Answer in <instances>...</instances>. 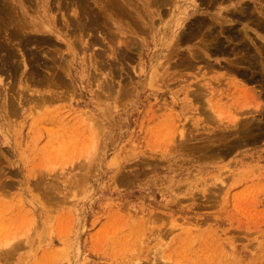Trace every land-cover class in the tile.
Listing matches in <instances>:
<instances>
[{
	"label": "rangeland",
	"instance_id": "obj_1",
	"mask_svg": "<svg viewBox=\"0 0 264 264\" xmlns=\"http://www.w3.org/2000/svg\"><path fill=\"white\" fill-rule=\"evenodd\" d=\"M43 1H45V3L47 2V4L56 2V0H33V7H31L33 8L34 12L37 9V3ZM243 1L247 2L246 4L248 5L251 3L249 5L250 11L255 12L253 6H256V0H225V3H222L220 6L213 5L208 8L206 6L202 7L201 11L197 12L196 14L194 13L191 18L195 17V15L197 14V17L201 16L210 18V16L213 15L218 7L222 8L223 10H230L236 6V3L240 4V2ZM42 4L45 5L44 3ZM188 4H190L189 0H181L178 1V4L175 6V8L172 6L160 7L161 10H159L163 13L162 16H164L165 20L163 17H161L160 14H155V24L151 22L149 25L143 26L142 29H133L132 32H128V36H130L132 39V43L131 41L130 43L133 44V46L131 45L130 49L125 48V51H127V49L131 50L128 51V57L130 55L129 58L131 59L126 57L125 60L127 58L128 59L126 61H123V64L118 61L122 64V66L118 62L113 61L114 67L111 70L107 68L106 70L109 71H106L104 70L105 68L99 67L97 65L96 68L98 67V70H95L94 72V68H91L92 66L89 65V60L86 59L89 56L78 52L80 55L78 54L77 61L74 66L76 67V65H78V61L80 60V62H82V64L86 66L89 72L83 79L77 78L75 83L71 81L69 82L73 89L71 88L70 84V90L68 87V89H63L68 97L67 99L64 95V98L60 97L63 100L59 98L54 102L49 101L50 103H45V106H42L43 104L41 103V101L37 102L38 100H34L33 102H31V104L30 102L24 104L21 103L20 100L21 98L23 99L25 95H22L21 92L17 93L18 91H16L17 94H13L15 93L16 89L19 91L23 89L22 87H19L20 83L18 81H15V84L14 80H5L4 76L0 77V153L4 152L2 154L3 161H1L4 163H0V165L2 164L0 171H3L2 174H0V189L2 188L0 190V249H8L11 246L15 248L14 246H16L15 249H13L12 247L10 248L11 250L13 249L14 252H12L13 250H9V253L7 252L8 255L10 254V259L9 256L7 257L6 251H4L3 249V251H0L2 252L0 253V257H2V254L4 253L3 258H0V264H8V262L9 264H140L139 262L141 260V264H148V260L150 261L154 258L151 255H155L156 260H161L159 259V257H157V255L159 256V254L160 257L167 258L169 256L168 260L170 264H173L174 262H176V264L264 263V248L261 247V242L259 241L264 239V163H262V159L264 161V136L258 138L259 141H256L258 142V144H242L240 146H237L236 148H231L232 151L230 149L229 151H225L226 154H223V152H221L222 154L219 153V156L217 154L214 156L213 154L215 153H213L211 154V156L210 154H206L209 155V157L205 158V155H201L200 151L196 152L197 150H191L192 152L196 153L195 155L187 153L185 149H181V145L184 144L183 142L185 141H188L186 144H188L189 147L190 145H203L204 143H206V140H208V138H213L216 130L224 129V126L226 127V125L223 126L222 124L228 123V126H232L234 125V121H237L239 119L240 121H243L244 119H250L251 116L256 119V115L258 119L261 118V116L256 113V110L259 109L257 108L259 100L256 97V91L259 90V88L256 86V82H249L247 80V78L249 77H247L244 81L245 77H243V79L239 75H235V73L232 74V72H229L226 68L218 66H225L226 60H234L236 58V56H233L234 53L226 54L224 55L225 57L222 55L209 56L208 61L210 60L212 64H215V66L211 70L212 72L208 68L202 67L204 66L203 64H197L198 70H200L199 72L194 68L185 70L181 66L178 67L177 65H179V63L176 64L175 67L173 66L176 62L179 61L178 59L181 56H184L185 52L186 56L188 55L187 51L189 49H195L199 46L197 40L192 39L181 44V47H173L171 45H174V40L173 38H170V33H167V31H165L168 27H173V24L175 23V20H177L178 15L183 11L184 7L186 8L188 6ZM31 7L30 12H28L32 15V17H34L36 15V12L34 14ZM162 8H167V10L170 11H163ZM151 9L152 11L155 10V8ZM69 10L67 12H69L70 14L72 8H70ZM165 12L169 15H167ZM255 14L256 12L253 13L254 16H256ZM52 15L54 18H59V16H61L55 8ZM254 16L250 19L245 18L243 20L228 16V23L226 24V26H232L233 28H235V31L238 30L237 34L238 32L240 33L242 31L239 37V41H244L242 43L247 44L249 48L252 45L250 51L252 50L254 54H256V42L257 40L259 41L258 37L261 36L263 32L257 28L256 22H254L256 21V19L253 20V18H256ZM251 21L252 24L250 23ZM113 28L114 36L117 37H115V45L117 48H119V46H121V43H117V41L122 39L120 38V36L122 37V33L118 29H116L117 27L114 26ZM60 32L61 34L64 33V31L62 32V30H60ZM140 32H145V35L143 33L141 34ZM50 37L54 38V36ZM159 41L160 43H162V46ZM107 42L108 41L104 39V36L99 35V43H97V45H100H95L97 48L93 47L95 49L92 50L93 54L97 56V53L99 54L101 51L103 52L104 49L107 48ZM133 42H135L136 44ZM101 44L103 46H101ZM57 45L59 46L60 44ZM61 47L62 45H60V49L63 50L64 46L63 48ZM133 47L136 48L133 49ZM159 47L160 52H158L160 54L157 53ZM122 50L124 49L122 48ZM96 51L97 53H95ZM174 53L176 55H173L174 58L176 57L175 59L172 57V54ZM250 53L251 55H254L252 54V52ZM105 56L107 57V54ZM167 56L169 57L167 58ZM170 56L172 57V60ZM98 57L100 56H97L93 59V63L99 62ZM133 58L137 59H134V63L132 61ZM84 59H86V61H84ZM155 61H158L159 63H156ZM168 61L174 63L171 65V63H169ZM154 62L156 63V65ZM163 62H165L167 65L165 63L163 65ZM180 68L182 71L179 70ZM219 68H222L223 70ZM91 69L92 71H90ZM101 69L103 70V72H101ZM112 70L115 72L111 73ZM118 70L124 73H120ZM176 71L178 73H176ZM95 73L98 74L95 75ZM108 73L115 78H111L114 83H112L113 87L111 88V90H116V92H114L115 94L113 93V96L111 98H107L108 93L100 91V88H102L105 81L109 80L110 75ZM131 73L133 74L131 75ZM206 73L207 75H204ZM100 74L103 77L99 76ZM124 75L125 78L123 77ZM172 75H176V77L174 76V78H172ZM105 76L108 78H106ZM151 76L152 78H149ZM224 76H226L225 80H223ZM89 77H93L94 79ZM99 77H101L102 79ZM170 77L172 78L171 80ZM235 78L237 82L236 80H233ZM90 79H92L91 81H94L91 82ZM104 79V83H101ZM201 79L202 81H200ZM218 79H220L221 81L223 80L222 83ZM10 80L13 81V83H11ZM149 80L152 84L148 82ZM88 81L90 84H88ZM199 81L202 83V85L205 83V81L208 82L211 86L210 91H212V94L206 96L207 98L202 97L200 98V100L199 98L195 99L194 95L190 94V98L187 97L186 91L192 90L194 92L195 90L193 89H196L195 84L196 82L199 83ZM211 81H213L212 84ZM95 82L96 84L91 86V83ZM120 82H122L123 85ZM184 82H186V84ZM192 82H195V84H193ZM115 83H117V86ZM235 83H238V85H235ZM169 85H171L172 88H170L171 86L168 87ZM12 86H14L13 90L11 89ZM15 86L17 88H15ZM126 86L131 87H129L128 89V87ZM148 86H150V88ZM120 87H122V91L124 90V92H126L125 90H127V93L129 92L128 94L131 96L126 95L127 93H124L122 91L120 92ZM238 88H241L240 91H238ZM94 89H96V92ZM244 89L245 91H243ZM5 90H12L11 92H8L10 96L8 94L7 96H9V98H12L13 101L16 99V101H14V108L16 106L17 107L15 108L16 113H9V115L7 113L4 116V101H7L8 98L6 96L7 92ZM37 90L40 89L35 88L34 92H36ZM60 90L61 89H59L58 91L51 90L50 93L52 92L51 94H53L56 91L59 92L61 96L62 91ZM104 90L106 89L104 88ZM97 91H99V94L97 93ZM120 93L123 94V97L120 95ZM96 94L99 97H96ZM30 95L33 96L32 94ZM35 95L38 97H42L45 94L39 91L36 92ZM116 95L117 97L114 98V96ZM176 95L179 96L177 97ZM14 96L16 97L14 98ZM119 96H121L122 98H119ZM126 96H128V98H126ZM123 98L125 99L124 102L126 104L124 102L122 103ZM159 99L161 101H158ZM194 99L199 102L195 101ZM201 99H205L206 101ZM116 100L118 101V103L114 104ZM203 101L205 103V106H207V101L210 102L209 107L207 106L209 110L206 108L205 110L200 111V109L204 108V105H202ZM260 101L264 102L262 99H260ZM118 104H121L120 106H122L123 108L119 107ZM112 105H118L119 108H115V106L112 108ZM152 106L156 107H154V109H151L153 108ZM99 107H101L102 109H99ZM124 107L126 108L124 109ZM173 107H175V109ZM17 108L18 110L16 111ZM19 108L20 110H22V112L19 110ZM218 108L221 110H218ZM161 109L162 111H164L162 112ZM32 110L34 112L36 111L34 115L35 117L32 116V114H34V112L31 113ZM105 110L107 113H105ZM151 110H153V112L155 110L156 111L155 113H153L151 112ZM197 110L199 111V113H196ZM214 110L216 112L211 114L214 116H206L209 114V112H212ZM76 111L80 112L77 113ZM86 111L90 115L88 114L87 116ZM217 111H222V115H219L221 113ZM30 113L31 115H29ZM172 113H174V115L168 117L169 114ZM202 113L203 116L200 115ZM204 113L206 115H204ZM217 113L219 114L217 115ZM54 114L55 116H53ZM84 115H86V118ZM166 115L167 117H165ZM199 115L202 117H200ZM173 116L175 118H172ZM230 117L232 120H229ZM82 118L85 120H83ZM88 119H90V121H88ZM175 119L179 122L175 121ZM166 123L167 125L171 124V127L173 128H171L170 125L167 126ZM173 123H175L176 126H173ZM91 124H93L92 128ZM94 124L95 126H97L95 127ZM87 125H89L93 130H91ZM163 125L165 127H163ZM218 125L220 126L218 127ZM43 127H45L46 129ZM78 131H82V134ZM172 131L174 132L173 134ZM92 132L94 133V135L90 136ZM186 132H191L192 134H186ZM175 133L178 134L176 135L177 140H175L174 138ZM181 133L184 134L182 135ZM204 134L206 135L203 136ZM228 134H230L232 137ZM228 134V138L225 139L224 142L232 144L234 141L231 139L234 138V135L233 133ZM192 135L194 136L193 138L195 140L192 139ZM198 135L202 137L200 138V136ZM179 136L182 138V140ZM187 137L192 140H189V138ZM178 138H180V140ZM93 139L95 142L93 141ZM168 139L169 141H167ZM184 139L185 141H183ZM164 140L166 142H164ZM189 141L191 142V144ZM167 142L170 146L167 144ZM177 142H179V144ZM195 143H197V145ZM167 145L169 148L166 147ZM172 145L175 146L173 147ZM241 146H243V148ZM17 148L20 150H18ZM9 150H11L10 153ZM152 150L157 151L153 152ZM155 153L158 154V157ZM186 156H194L197 157V159L188 158ZM114 161L116 163H111ZM144 161L146 163H144ZM189 161L192 162L189 163ZM153 162H155L156 164L158 163V166ZM159 162L161 165L159 164ZM164 163L166 164L165 166ZM121 164L124 165L122 166ZM128 166H130V168ZM118 168L123 169L120 171L121 173L125 172V175L123 174L124 176L122 174L120 176V172L118 173ZM10 169L12 170V172ZM4 170L7 174L5 176H1L4 174ZM7 171L9 172V174ZM128 172H130V174ZM220 173H222L223 175ZM117 174H119V176H117ZM139 174H141L142 176ZM251 174L254 176H252ZM35 175L36 177L38 176V179L35 178ZM131 175L134 177H132ZM217 176H219L220 179H225L223 180L225 181V187L222 190L218 189V181H216ZM42 177L44 182L42 180ZM122 177H124V179H121ZM118 178L120 179V181ZM137 178L139 180H137ZM33 180H35V182ZM126 180L127 183L124 184ZM129 180L130 182H128ZM133 181L136 183H134ZM8 182L10 183V186L8 185ZM40 182L42 183L37 186ZM48 183L52 184L50 185ZM184 183H188L187 186L184 185ZM182 184L184 185V187ZM45 186L47 188H45ZM205 189H208V191H210L209 189H211L213 191H211L212 195L209 199H207L209 195L206 194H210V192H207ZM193 194L196 195L194 196ZM198 194L201 195V200H199L200 198L197 199L200 196ZM204 195L206 196L205 198ZM177 199H179L178 201L180 205H175L178 202ZM204 199L206 201H204ZM200 201L203 203L205 202V205L203 203H199ZM167 206H172V208H168ZM175 206L177 208H175ZM153 211L156 212L157 218H155L156 216L153 215V213H155ZM48 212L50 214H48ZM157 213L159 214V217ZM151 214L153 215V218H151ZM162 214L165 216V218L168 219H165ZM151 219H154L155 222H152ZM131 221H133L132 224ZM144 222H146L148 226H146ZM149 222L150 224H148ZM165 222L167 223V225ZM169 222L171 226L176 223L174 225L179 224L180 227L179 225H177L176 230L172 229L173 227L175 228V226L173 225V227L171 228ZM124 224L126 228H123ZM189 225H191L192 227H190ZM194 227L196 228V230ZM104 228L105 230H103ZM106 228L109 231L108 233ZM111 228L114 229V232L116 231L115 234L111 230ZM111 231L113 234H111ZM138 232H140V234ZM44 233L46 235H43ZM94 234L95 237L97 236L95 239ZM2 235L4 236V238H2ZM39 235L40 238L43 235V239H45L46 237V240H42V238L40 239ZM36 236L39 238V240ZM149 236L151 237L150 240L148 239L150 238ZM47 237L49 239H47ZM143 237H146L147 239L144 240ZM152 237H154L155 239ZM122 238H124V240ZM75 240L76 242L74 243ZM140 240L141 242L139 243ZM186 240H188L189 242ZM115 241L117 244L115 243ZM143 241H145L144 244H142ZM20 242L23 243L21 244ZM138 243L140 244V246L138 245ZM26 244L28 245V247ZM19 245H21V247ZM214 246H216V248ZM227 246L231 250L228 249ZM60 247L61 249H63L62 251L60 250ZM119 247L120 249L122 248V250H120L121 253L119 251ZM129 247L131 249L133 247V250H130ZM159 247L161 248V250L159 249ZM32 248L33 250H31ZM126 248L130 251L128 252ZM220 248H222V251ZM66 249H68L69 251ZM152 249L153 251H151ZM117 250L119 252H117ZM65 251H67V254ZM125 251L129 254L131 252V254H126ZM47 252H51L52 255L50 257L45 256ZM151 252H153L154 254ZM261 252H263V254H261ZM62 253H64V255ZM77 253L80 254V257L78 259H76L78 257ZM111 253H113V255H111ZM76 254L77 256H75ZM127 255L129 256L128 258H126ZM261 255H263V257ZM62 256L64 261L62 260ZM109 256L110 258L113 256L111 258L112 260H110ZM135 256H139L140 260L139 262L137 261L132 263L133 260L131 259L136 258ZM202 257L204 258L202 259ZM207 257H211L213 261L207 262ZM227 257L229 259H227ZM216 258L218 260H215ZM253 258L257 259V261H253ZM114 259L116 260L114 261ZM163 263L165 264V262Z\"/></svg>",
	"mask_w": 264,
	"mask_h": 264
},
{
	"label": "bare ground",
	"instance_id": "obj_2",
	"mask_svg": "<svg viewBox=\"0 0 264 264\" xmlns=\"http://www.w3.org/2000/svg\"><path fill=\"white\" fill-rule=\"evenodd\" d=\"M39 1V0H38ZM53 1V0H52ZM51 1V2H52ZM178 1H181V0H56V2L55 3H48L47 4V2L45 3V1H43V2H40V3H37V9L35 10V12H36V15L34 16V17H32V15L29 13L30 12V7L32 6L33 7V0H0V77L1 76H4V78H5V80H7V79H11V80H14V82L15 81H18L20 84H19V87H22L23 89L22 90H15V93H13V94H17V93H19V92H21V94L22 95H25V97L22 99L21 98V100H20V102L21 103H24V104H26V103H29L30 102V104H31V102H33L34 100H38L37 102H39V101H41V103L43 104L42 106H45V103H48L49 101H52V102H54L55 100H57V99H59L60 97H63L64 95H65V97H66V99L68 98L67 97V95L65 94V92L63 91V89L65 88H69V90H70V87H69V82L71 81V82H73V83H75L76 82V79L77 78H81V79H83L85 76H86V74L89 72L88 71V69L86 68V66H84L83 64H82V62H80V60L78 61V65H76V67L74 66L75 65V63H76V61H77V56H78V52H80V53H82V54H84V55H87V56H89V57H87L86 59H88L89 60V62H90V66H92L91 68H94V72H95V70H98V67L96 68V66L98 65L99 67H103V68H105L104 70H106L107 68H109V70H111L113 67H114V62H123V61H126L129 57H130V55H129V57H128V54H129V52L128 51H131V50H128L127 49V51H125V48H131L130 46L132 45L133 46V44H131L132 43V39H131V37L130 36H128V32H132L133 31V29H142L143 28V26H145V25H149L151 22H153L154 24H155V14L156 15H158V14H160L161 15V17H163L164 18V16H162L163 15V13L162 12H160V7H174L175 8V6L178 4ZM184 1V0H183ZM190 1V4H188V6L185 8L184 7V9H183V11L178 15V17H177V20H175V23L173 24V27H168L165 31H167V33H170V35H171V37L170 38H173V40H174V42H173V44L174 45H171V46H173V47H181V44H183V43H185L186 41H188V40H192V39H195V40H197V42H198V44H199V46L197 47V48H195V49H189L188 51H187V54L188 55H186L185 56V53H184V56H181L178 60V62H176L175 63V65H173L174 67L176 66V64H178L179 63V65H177L178 67L179 66H181L182 68H184L185 70L186 69H197L198 70V66H197V64H203L204 66H202V67H205V68H208L210 71L213 69V67L215 66V64H212L211 63V61L209 60L208 61V57L209 56H211V55H222V56H224V55H226V54H230V53H234V55L233 56H236V58L234 59V60H226V63H225V66H222V65H218V66H220V67H222V68H226L229 72H232V74L233 73H235V75H239L241 78H243V77H245V79H244V81L246 80V78L247 77H249V78H247V80L249 81V82H253V81H255L256 82V86L259 88V90H257L256 91V97H257V99L259 100V102H258V105H257V108H259L258 110H256V113L258 114V115H260L261 116V118L260 119H258L257 118V115H256V119L255 118H253L252 116H251V118L250 119H244L243 121H240V119L239 120H237V121H234V125H232V126H228L229 124L227 123H225V124H222L223 126L224 125H226V127L224 126V129H221V130H216V133H215V135L213 136V138L212 139H209L208 138V140H206V139H204V140H206V143H204L203 145H199V146H192V145H190V147L188 146V144H186L188 141H185V139L183 140V141H185V142H183L184 144H180L181 145V149H185L186 150V152L187 153H189V154H195L196 155V153L195 152H192L191 150H197L196 152H198V151H200L201 152V155H205V158L206 157H209V155H206V154H210V156H211V154H213V153H215V154H213L214 156L217 154H219V153H221V152H223V154L225 153V151H229V149L232 151V149L231 148H236L237 146H240V145H242V144H253V143H257L258 144V142H256L257 140H258V138L260 137L261 138V136H264V102H262V101H260V99H262L263 101H264V0H254L255 1V5L256 6H253V8L255 9L254 11L256 12V16H254L253 15V13H255V12H251L250 11V4L248 5V4H246L247 2H245V1H243V2H240V4H238V3H236V6L233 8V9H227V10H223L222 8H220V7H218L216 10H215V12L213 13V15L212 16H210V18H208V17H201V16H198L197 17V15H195V17H193V18H191L193 15H194V13L196 14L197 12H199V11H201V9H202V7H204V6H206L207 8L208 7H210V6H216V5H221L222 3H225V0H189ZM227 2V1H226ZM229 2V1H228ZM42 3H44L45 5H43ZM31 7V8H32ZM35 7V6H34ZM205 7V8H206ZM38 8H39V10H38ZM54 8L59 12V14L61 15V16H59V18H54L53 17V15H52V13H53V10H54ZM70 8H72V10H71V13L69 14V12H67ZM151 8H155V10L154 11H152V9ZM252 8V7H251ZM252 8V9H253ZM160 9V10H159ZM169 9H171V8H169ZM177 9V8H176ZM181 9V8H180ZM251 9V10H252ZM162 10L163 11H165V10H167V8H165V9H163L162 8ZM191 10V11H190ZM29 11V12H28ZM70 11V10H69ZM167 11H170V10H167ZM166 11V12H167ZM32 12H34L33 11V8H32ZM35 12H34V14H35ZM165 12V13H166ZM191 12V13H190ZM162 13V14H161ZM170 13V12H169ZM190 13V14H189ZM167 14V13H166ZM165 14V15H166ZM58 15V14H57ZM56 15V16H57ZM167 15H169V14H167ZM171 15V14H170ZM228 16H231L232 18H237V19H250V18H252L253 16L254 17H256V18H253V20L254 19H256V21H254V22H256V26H257V28L259 29V30H261L263 33H262V35L261 36H259L258 37V39H259V41L257 40V42H256V54H254V52L251 50L250 51V48L252 47V45H251V47L249 48L248 47V45L247 44H244V43H242V42H244V41H239V37H240V34L242 33V31L239 33L238 32V34H237V31H235V28H233L232 26H226V24L228 23ZM58 17V16H57ZM166 17V16H165ZM162 19V18H161ZM167 19V18H166ZM164 20H165V18H164ZM252 20V19H251ZM155 21V22H154ZM158 21V20H157ZM245 21V20H244ZM248 21V20H247ZM162 22V21H161ZM164 22V21H163ZM254 22H253V24H254ZM251 24H252V21L250 22ZM169 24V23H168ZM117 27L116 29H118L121 33H122V37L120 36V38H122L121 40H119V41H117V43H121V46H119V48H117L116 47V36H114V28L113 27ZM159 26V25H158ZM234 26V25H233ZM129 29V30H128ZM60 30H62V32L64 31V33L63 34H61V32H60ZM144 30V29H143ZM142 30V31H143ZM240 30V29H239ZM139 31H141V30H139ZM138 31V32H139ZM260 31V32H261ZM141 33V32H140ZM143 33V32H142ZM141 33V34H142ZM145 33V32H144ZM143 33V34H144ZM245 33H246V31H245ZM47 34H49L50 36H54V38H52V37H50L49 35H47ZM99 35H101V36H104V39H106L108 42H107V48H105L104 49V47H103V49H104V51L102 52H100L99 54L97 53V51H98V49H97V51L95 52V53H97L96 55L97 56H100V57H98L99 58V62H94L93 63V59L95 58V57H97V56H95V54H93V52H92V50L94 49L93 47H95V48H97L95 45H97V43H99ZM116 35V34H115ZM145 35V34H144ZM116 37V38H115ZM57 39V40H56ZM246 39V38H245ZM134 40V39H133ZM140 40V39H139ZM57 41H59V42H57ZM130 41H131V43H130ZM136 41V40H135ZM171 41V40H170ZM236 41H238V42H236ZM101 42H102V40H101ZM137 42V41H136ZM162 42H163V40H162ZM171 42V43H172ZM133 43H135V42H133ZM145 43H146V41H145ZM159 43H160V41H159ZM246 43V42H245ZM57 44H60V45H62V47L61 48H63V46H64V49L63 50H61L60 49V45L58 46ZM136 44V43H135ZM161 44V46H162V43H160ZM98 45H100V44H98ZM97 45V46H98ZM105 45V44H104ZM120 45V44H119ZM101 46H103L102 44H101ZM106 46V45H105ZM171 46H170V48H171ZM169 47V46H168ZM255 47V46H254ZM122 48L124 49V50H122ZM136 48V47H135ZM134 47H133V49H135ZM191 48V47H190ZM193 48V47H192ZM101 49V48H100ZM99 49V50H100ZM132 49V50H133ZM138 49V48H137ZM160 47L158 48V50H157V53H159L160 52ZM174 49V48H173ZM253 49V48H252ZM255 49V48H254ZM95 50V49H94ZM181 50V49H180ZM64 51V52H63ZM125 51V52H124ZM136 51V50H135ZM135 51H133V52H135ZM159 51V52H158ZM175 51V50H174ZM156 52V51H155ZM155 52H153V53H155ZM179 52V51H178ZM183 52V51H182ZM250 52H252V54H254V55H251V53ZM90 53V54H89ZM167 53V52H166ZM177 53V52H176ZM107 54V57L105 56ZM133 54V53H132ZM135 54V53H134ZM137 54H139V53H137ZM160 54V53H159ZM169 54V53H168ZM168 54H166V55H168ZM80 55V54H79ZM154 55H156V54H154ZM170 55H171V53H170ZM173 55L174 56H176L175 55V53L174 54H172V57H173ZM82 56V55H81ZM158 56V55H157ZM156 56V57H157ZM230 56V55H229ZM228 56V57H229ZM126 57H128L126 60H125V58ZM154 57V56H153ZM159 57V56H158ZM169 56H167V58H168ZM171 57V56H170ZM172 57H171V60H172ZM225 57V56H224ZM227 57V56H226ZM231 57H232V55H231ZM82 58V57H81ZM174 58V57H173ZM176 58V57H175ZM174 58V59H175ZM178 58V57H177ZM86 59H84V61H86ZM129 59H131V58H129ZM134 59L135 58H133V63H134ZM135 60H137V59H135ZM158 60V59H157ZM169 60V59H168ZM114 61V62H113ZM131 61V62H132ZM88 62V61H87ZM88 62V63H89ZM118 62V63H119ZM129 62V61H128ZM156 63H159L158 61H155ZM154 62V63H155ZM166 62V61H165ZM165 62H163V65H164V63ZM169 62V61H168ZM216 62V61H215ZM87 63V64H88ZM121 63H119V64H121ZM125 63V62H124ZM153 63V64H154ZM156 63H155V65H156ZM169 63H171V62H169ZM168 63V64H169ZM174 63V62H173ZM173 63H171V65L173 64ZM218 63V62H217ZM221 63V62H220ZM223 63V62H222ZM86 64V65H87ZM117 64V63H116ZM123 64V63H122ZM122 64H121V66H122ZM166 64V63H165ZM127 65V64H126ZM154 65V66H155ZM167 65V64H166ZM165 65V66H166ZM123 66H125V65H123ZM170 66V65H169ZM127 67V66H126ZM151 67V66H150ZM125 68V67H124ZM129 68V67H128ZM218 68V67H217ZM222 68H219V69H222ZM117 69V68H116ZM201 69V68H200ZM204 69V68H203ZM216 69V68H215ZM102 70V69H101ZM109 70H106V71H109ZM114 70V69H113ZM111 71V73L113 72H115V71ZM133 70H135V69H133ZM179 70H181V68L179 69ZM205 70V69H204ZM207 70V69H206ZM208 70V71H209ZM223 70V69H222ZM90 71H92V69L90 70ZM100 71V70H99ZM117 71V70H116ZM119 71V70H118ZM182 71V70H181ZM189 71V70H188ZM200 70H198V72H199ZM209 71V72H210ZM225 71V70H224ZM101 72H103V70L101 71ZM120 73H124V72H122V71H119ZM193 72V71H192ZM197 72V73H198ZM212 72V71H211ZM91 73V72H90ZM173 73V72H172ZM171 73V74H172ZM176 73H178L177 71H176ZM208 73V72H207ZM207 73L206 74H204V75H207ZM225 73V72H224ZM98 73H95V75H97ZM109 74V73H108ZM133 73H131V75H132ZM152 74H153V72H152ZM228 74V73H227ZM93 75V74H92ZM94 75V76H95ZM110 75V74H109ZM122 75V74H121ZM224 75V74H223ZM226 75V74H225ZM231 75V74H230ZM91 76V75H90ZM99 76H102L101 74L99 75ZM119 76V75H118ZM134 76V75H133ZM132 76V77H133ZM174 76L176 77V75H172V78H174ZM228 76V75H227ZM97 77V76H96ZM103 77V76H102ZM106 77V76H105ZM124 78H125V75L123 76ZM122 77V78H123ZM230 77V76H229ZM231 77H233V76H231ZM235 77V76H234ZM236 77H238V76H236ZM89 78H92V79H94L93 77H89ZM99 78H101V77H99ZM106 78H108V77H106ZM114 78V77H112L111 75L109 76V80H107V81H105V79L101 82V83H104V81H105V83L103 84V86H102V84H101V86H102V88H100V91H104L105 93H108L107 94V98L109 97V98H111L112 96H113V93L114 92H116V90H114L113 91V89L111 90V88L113 87V81H112V79ZM134 78V77H133ZM149 78H152V76L151 77H149ZM154 78V77H153ZM171 77H170V80L172 79ZM186 78V77H185ZM224 78V79H223ZM222 79L223 80H225L226 79V76H224ZM92 79H90V81L92 80ZM102 79V78H101ZM101 79H99V80H101ZM115 79V78H114ZM128 79V78H127ZM135 79V78H134ZM190 79V78H189ZM227 79H228V77H227ZM10 80V81H11ZM117 80V79H116ZM120 80V79H119ZM129 80V79H128ZM133 80V79H132ZM153 80V79H152ZM215 80V79H214ZM218 80H220V79H218ZM222 80V81H223ZM233 80H236V78L235 79H233ZM94 81V80H93ZM93 81H91V82H93ZM118 81V80H117ZM121 81V80H120ZM123 81V80H122ZM125 81H127V80H125ZM180 81V80H179ZM187 81V80H186ZM189 81V80H188ZM200 81H202V79L200 80ZM199 81V83H197L196 82V84H195V82L193 83V84H195L196 85V89H193V90H195L194 92L191 90V91H186V96L187 97H189V94L190 95H194V98L195 99H198L199 98V100H200V98H202V97H206V96H208V95H210V94H212L211 92L212 91H210L211 90V86H210V84L208 83V82H206L205 81V83L202 85V83ZM222 81L220 80V82L222 83ZM3 82H4V80H3ZM114 82H116V81H114ZM124 82V81H123ZM148 82H150L151 83V81L149 80ZM153 82V81H152ZM165 82H166V80H165ZM212 82L213 81H211V84H212ZM236 82H237V80H236ZM248 82V83H249ZM0 83H1V78H0ZM11 83H13V81H11ZM113 83V84H112ZM121 84H122V82H120ZM125 83H127V82H125ZM181 83V82H180ZM185 84H186V82H184ZM254 83V82H253ZM4 84V83H3ZM15 84H16V82H15ZM14 84V85H15ZM88 84H90L89 83V81H88ZM94 84H96V82L95 83H91V86L92 85H94ZM116 84V86H117V83H115ZM130 84V83H129ZM135 84V83H134ZM152 84V83H151ZM175 84V83H174ZM177 84V83H176ZM192 84V85H193ZM218 84V83H217ZM234 84V83H233ZM123 85V84H122ZM121 85V86H122ZM127 85V84H126ZM168 85V84H167ZM167 85H166V87H167ZM188 85H189V83H188ZM191 85V86H192ZM215 85V84H214ZM222 85V84H221ZM235 85H238V83H235ZM1 86V85H0ZM10 86V85H9ZM70 86H71V84H70ZM151 86V85H150ZM150 86H148L149 88H150ZM171 85H169L168 87H170ZM194 86V85H193ZM217 86V85H216ZM224 86V85H223ZM13 87L14 86H12V90H13ZM94 87V86H93ZM92 87V88H93ZM96 87V86H95ZM100 87V86H99ZM98 87V88H99ZM123 87H125V86H123ZM126 87H128V89H129V87H131V86H126ZM219 87V86H218ZM222 87V86H221ZM15 88H17L16 86H15ZM14 88V89H15ZM35 88L36 89H40V90H37L36 92H42L43 94H45L44 96H42V97H38V96H36L35 94H36V92H34V90H35ZM67 88V89H68ZM71 88H72V86H71ZM97 88V87H96ZM104 88L106 89V90H104ZM117 88V87H116ZM121 88V90H120V92L122 91V87H120ZM170 88H172V86L170 87ZM226 88V87H225ZM59 89H61L60 91H62V94H61V96H60V93L59 92H56L55 91V93H53V94H51L50 93V91L51 90H59ZM64 89V90H65ZM73 89V88H72ZM101 89H103V90H101ZM127 89V88H126ZM200 89V90H199ZM235 89V88H234ZM233 89V90H234ZM241 89V88H240ZM240 89L238 88V91H240ZM257 89V88H256ZM0 90H1V88H0ZM9 90V89H8ZM11 90V91H12ZM95 90V92H96V89H94ZM202 90V91H201ZM204 90V91H203ZM7 93H6V96H7V94H8V92H11V91H7V90H5ZM16 91H18L17 93H16ZM66 91H68V90H66ZM72 91V90H71ZM74 91V90H73ZM126 92H124V90L122 91V92H124V93H127V90H125ZM134 91V90H133ZM243 91H245V89L243 90ZM68 92H70V91H68ZM94 92V93H95ZM99 91H97V93H98ZM218 92V91H217ZM242 92V91H241ZM28 93H29V95H28ZM118 93H119V91H118ZM129 93V92H128ZM126 94V95H128V96H131V95H129V94ZM131 93V92H130ZM12 94V93H11ZM20 94V95H21ZM30 94H32L33 96H31ZM68 94V93H67ZM74 94V93H73ZM77 94V93H76ZM99 94V93H98ZM115 94V93H114ZM132 94H133V92H132ZM176 94H177V92H176ZM246 94V93H245ZM244 94V95H245ZM9 95V94H8ZM71 95V94H70ZM100 95H103V94H100ZM105 95V94H104ZM120 95L123 97V94L122 93H120ZM5 96V97H6ZM10 96V95H9ZM9 96H7L8 98H7V101L5 100L4 101V111H3V115L5 116L7 113H8V115H9V113H11V114H13L14 112H15V108L17 107H15L14 108V101H16V99L13 101V99L12 98H9ZM12 96V95H11ZM19 96V95H18ZM98 95L96 94V97H97ZM121 96H119V98L121 97ZM128 96H126V98H128ZM177 96V95H176ZM179 96V95H178ZM177 96V97H178ZM16 96H14V98H15ZM70 97V96H69ZM99 97V96H98ZM103 97H105V96H103ZM117 97V95L116 96H114V98H116ZM121 97V98H122ZM64 98V97H63ZM119 98H118V100H119ZM160 98H162V97H160ZM166 98H168V97H166ZM190 98V97H189ZM207 98V97H206ZM61 100H63L62 98H60ZM194 99V100H195ZM218 99V98H217ZM245 99H246V97H245ZM257 99H256V103H257ZM124 98H123V101H122V99H121V101H122V103L124 102ZM128 100V99H127ZM132 100V99H131ZM135 100V99H134ZM165 100H167V99H165ZM201 100H204V101H206L205 99H201ZM17 101H18V99H17ZM158 101H161L160 99L158 100ZM157 101V102H158ZM195 101H197V100H195ZM204 101L202 102L203 104L202 105H204V108L203 109H200V111L202 110H205L206 108H207V106L209 107V105H210V102H208L207 101V103H206V105L207 106H205V103H204ZM120 102V101H119ZM128 102V101H127ZM197 102H199V101H197ZM20 103V104H21ZM35 103V102H34ZM50 103V102H49ZM118 103V101L116 100L115 101V103L114 104H117ZM125 103V102H124ZM194 103V102H193ZM196 103V102H195ZM33 104V103H32ZM56 104V103H55ZM112 104V103H111ZM126 104V103H125ZM124 104V105H125ZM158 104V103H157ZM167 104H169V103H167ZM173 104V103H172ZM35 105V104H34ZM37 105V104H36ZM119 105V104H118ZM118 105H114L115 106V108H117L118 107ZM121 105V104H120ZM119 105V107H121V108H123L122 106H120ZM156 105V104H155ZM201 105V104H200ZM40 106H41V104H40ZM113 105H112V108L114 107ZM165 106H166V104H165ZM170 106V105H169ZM35 107V106H34ZM37 107V106H36ZM118 107V108H119ZM153 107V106H152ZM154 107H156V106H154ZM154 107L153 108H151V109H154ZM172 107V106H171ZM32 108V107H31ZM41 108V107H40ZM114 108V109H115ZM126 107H124V109H125ZM161 108H163V107H161ZM168 108H170V107H168ZM174 109H175V107H173ZM172 108V109H173ZM36 109V108H35ZM38 109V108H37ZM99 109H102L101 107H99ZM171 109V110H172ZM208 109V108H207ZM210 109H211V107H210ZM18 110V108L16 109V111ZM19 110H20V108H19ZM39 110V109H38ZM37 110V111H38ZM43 110V109H42ZM41 110V111H42ZM48 110V109H47ZM50 110V109H49ZM158 110V109H157ZM209 110V109H208ZM218 110H221V109H219L218 108ZM21 112H22V110H20ZM102 111V110H101ZM104 111V110H103ZM156 111V110H155ZM155 111L153 112V110H151V112H153V113H155ZM159 111V110H158ZM161 111H162V109H161ZM164 111V110H163ZM162 111V112H163ZM173 111V110H172ZM34 111L32 110V112L31 113H33ZM36 112V111H35ZM35 112H34V114H32V116H34L35 115ZM46 112V111H45ZM49 112V111H48ZM58 112V111H57ZM77 112V111H76ZM80 112V111H79ZM79 112H77V113H79ZM84 112V111H83ZM161 112V113H162ZM199 113V111L197 110L196 111V113ZM206 112H208V111H206ZM216 111L214 110V111H212V112H209V114L208 115H206L205 113H204V115H206V116H214V115H211V114H213V113H215ZM217 112H222V111H217ZM16 113V112H15ZM31 113L29 114V115H31ZM40 113V112H39ZM70 113V112H69ZM69 113H66V114H69ZM86 113H87V111H86ZM105 113H107L106 112V110H105ZM104 113V114H105ZM10 114V115H11ZM18 114H20V113H18ZM51 114V113H50ZM57 114V113H56ZM82 114H84V113H82ZM88 114L89 113H87V116H88ZM109 114V113H108ZM107 114V115H108ZM152 114V113H151ZM168 114V113H167ZM177 114V113H176ZM175 114V115H176ZM219 113H217V115H218ZM241 114H243V113H241ZM17 115V114H16ZM44 115H45V113H44ZM90 115V114H89ZM155 115V114H154ZM172 115H174V113H172V114H169V116L168 117H170V116H172ZM198 115V114H197ZM200 115H202L203 116V113L202 114H200ZM199 115V116H200ZM219 115H222V113L221 114H219ZM12 116V115H11ZM15 116V115H14ZM53 116H55V114L53 115ZM85 116V118H86V115H84ZM202 116H200V117H202ZM216 116V115H215ZM241 116V115H240ZM13 117V116H12ZM26 117V116H25ZM29 117V116H28ZM35 117V116H34ZM65 117V116H64ZM72 117V116H71ZM83 117V116H82ZM91 117V116H90ZM153 117V116H152ZM165 117H167V115L165 116ZM216 117H218V116H216ZM222 117H224V116H222ZM15 118V117H14ZM89 118V117H88ZM92 118V117H91ZM172 118H175L174 116L172 117ZM206 118V117H205ZM219 118V117H218ZM217 118V119H218ZM233 118H235V117H233ZM239 118H241V117H239ZM246 118V117H245ZM1 119V118H0ZM83 119V118H82ZM124 119H126V118H124ZM123 119V120H124ZM168 119V118H167ZM171 119V118H170ZM212 119V118H211ZM216 119V120H217ZM221 119V118H220ZM83 120H85V119H83ZM83 120H82V123H83ZM165 120V119H164ZM209 120V119H208ZM219 120V119H218ZM217 120V121H218ZM229 120H232L231 119V117H230V119ZM88 121H90V119H88ZM111 121V120H110ZM173 121V120H172ZM175 121H177V122H179L178 120H176L175 119ZM205 121H206V119H205ZM213 121V120H212ZM100 122V121H99ZM119 122V121H118ZM174 122V121H173ZM214 122H215V117H214ZM221 122H222V120H221ZM226 122V121H225ZM228 122V121H227ZM80 123V122H79ZM89 123V122H88ZM96 123V122H95ZM101 123V122H100ZM111 123V122H110ZM176 123V122H175ZM175 123H173V126L175 125ZM218 123V122H217ZM87 124V123H86ZM97 124V123H96ZM219 124V123H218ZM232 124V123H231ZM166 125H167V123H166ZM170 125V127H171V124H169ZM169 125H167V126H169ZM217 125V124H216ZM216 125H214V126H216ZM78 126V125H77ZM80 126V125H79ZM89 128H90V126L89 125H87ZM86 126V127H87ZM92 126H93V124H91V128H92ZM94 126H95V124H94ZM97 126V125H96ZM95 126V127H96ZM142 126V125H141ZM176 126V125H175ZM220 125H218V127H219ZM94 127V128H95ZM101 127V126H100ZM103 127V126H102ZM163 127H165L164 125H163ZM10 128V127H9ZM43 128H45V127H43ZM76 128V127H75ZM90 128V129H91ZM141 128V127H140ZM169 128V127H168ZM171 128H173V127H171ZM170 128V129H171ZM193 128V127H192ZM220 128H222V127H220ZM46 129V128H45ZM44 129V130H45ZM47 129H48V127H47ZM50 129V128H49ZM52 129V128H51ZM82 129H84V128H82ZM96 129V128H95ZM101 129V128H100ZM104 129V128H103ZM147 129V128H146ZM164 129V128H163ZM202 129V128H201ZM210 129V128H209ZM211 129H213V128H211ZM76 130V129H75ZM91 130H93V129H91ZM97 130H98V127H97ZM102 130V129H101ZM175 130V129H174ZM178 130V129H177ZM206 130H207V128H206ZM215 130V129H214ZM47 131V130H46ZM68 131V130H67ZM155 131V130H154ZM19 132V131H18ZM79 133H81L82 131H78ZM91 132V131H90ZM94 132V131H93ZM91 133V135L90 136H92V135H94V133ZM97 132V131H96ZM117 132V131H116ZM159 132V131H158ZM161 132H162V130H161ZM180 132H182V131H180ZM184 132V131H183ZM192 132H195V131H192ZM212 132V133H213ZM33 133H35V132H33ZM163 133H165V132H163ZM166 133H167V131H166ZM174 132L172 131V134H173ZM191 133V132H190ZM189 132L187 133L186 132V134H190ZM213 133V134H214ZM228 133H233V135H234V138L233 139H231V140H233L234 142L232 143V144H229V143H225L224 141H225V139H227L228 137H227V134ZM82 134V133H81ZM170 134V133H169ZM171 134V135H172ZM180 134V133H179ZM182 134V133H181ZM184 134V133H183ZM182 134V135H183ZM192 134V133H191ZM194 134V133H193ZM200 134V133H199ZM11 135V134H10ZM74 135V134H73ZM80 135V134H79ZM160 135H162V134H160ZM167 135V134H166ZM165 135V136H166ZM176 135H178V134H176L175 133V140H177L176 139ZM206 134H204L203 136H205ZM229 136H231L230 134H228ZM168 136V135H167ZM184 136H186V135H184ZM188 136V135H187ZM198 136H200V135H198ZM198 136H197V138H198ZM209 136V135H208ZM79 137V136H78ZM86 137V136H85ZM170 137V136H169ZM180 137V136H179ZM194 136L192 135V139L193 140H195L194 138H193ZM202 136H200V138H201ZM232 137V136H231ZM89 138V137H88ZM164 138V137H163ZM171 138H172V136H171ZM181 138V137H180ZM180 138H178L179 140H180ZM185 138V137H184ZM187 138H189V137H187ZM203 138H205V137H203ZM86 139V138H85ZM91 139H92V137H91ZM166 139H167V137H166ZM192 139H190L189 138V140H192ZM224 139V140H223ZM264 139V138H263ZM178 140V141H179ZM181 140H182V138H181ZM186 140H188V139H186ZM199 140V139H198ZM214 140V141H213ZM93 141H94V139H93ZM151 141V140H150ZM149 141V142H150ZM156 141H157V139H156ZM167 141H169V139L167 140ZM173 141V140H172ZM200 141V140H199ZM259 141V140H258ZM90 142H91V140H90ZM95 142V141H94ZM148 142V141H147ZM159 142V141H158ZM164 142H166L165 140H164ZM190 142V141H189ZM201 142V141H200ZM199 142V143H200ZM204 142V141H203ZM229 142V141H228ZM174 143V142H173ZM172 143V144H173ZM176 143V142H175ZM178 144H179V142H177ZM180 143H182V142H180ZM198 143V144H199ZM231 143V142H230ZM167 144H168V142H167ZM190 144H191V142H190ZM196 145H197V143H195ZM134 145V144H133ZM169 145V144H168ZM168 145L166 146V147H168ZM194 145V144H193ZM83 146V145H82ZM87 146V145H86ZM92 146V145H91ZM170 146V145H169ZM173 146V145H172ZM175 146V145H174ZM173 146V147H174ZM177 146V145H176ZM245 146V145H244ZM3 147V146H2ZM14 147H15V145H14ZM164 147V146H163ZM172 147V148H173ZM178 147V146H177ZM242 148H243V146H241ZM247 147V146H246ZM4 148V147H3ZM82 148V147H81ZM94 148H95V146H94ZM169 148V147H168ZM171 148V147H170ZM6 149H8V148H6ZM5 149V150H6ZM13 149H15V148H13ZM18 149V148H17ZM84 149H85V147H84ZM90 149V148H89ZM146 149V148H145ZM148 149V148H147ZM162 149V148H161ZM165 149V148H164ZM177 149V148H176ZM1 150H2V148H1ZM18 150H20V149H18ZM17 150V151H18ZM61 150V149H60ZM69 150V149H68ZM88 150V149H87ZM168 150V149H167ZM174 150V149H173ZM235 150V149H234ZM10 151L11 150H9V153H10ZM57 151V150H56ZM83 151V150H82ZM147 151V150H146ZM153 152H155V151H157V150H152ZM162 151V150H161ZM160 151V152H161ZM164 151H166V150H164ZM169 151V150H168ZM167 151V152H168ZM152 152V153H153ZM170 152V151H169ZM184 152V151H183ZM4 153V152H3ZM3 153H0L1 154V156H0V163H4V162H1V161H3ZM95 153V152H94ZM93 153V154H94ZM233 153V152H232ZM155 154H157V153H155ZM198 154V153H197ZM222 154V153H221ZM226 154V153H225ZM229 154V153H228ZM150 155V154H149ZM186 155V154H185ZM12 156V155H11ZM95 156V155H94ZM157 157H158V154L156 155ZM160 156V155H159ZM219 156V155H218ZM224 156V155H223ZM255 156V155H254ZM4 157H5V155H4ZM7 157V156H6ZM21 157V156H20ZM186 157H188V158H195V159H197V157H189V156H186ZM199 157V156H198ZM225 157H226V155H225ZM224 157V158H225ZM22 158V157H21ZM211 158H213V157H211ZM216 158V157H215ZM223 158V157H222ZM254 158V157H253ZM5 159H7V158H5ZM115 159V158H114ZM129 159V158H128ZM201 159V158H200ZM209 159V158H208ZM138 160H141V159H138ZM143 160V159H142ZM202 160H204V159H202ZM201 160V161H202ZM211 160H213V159H211ZM215 160V159H214ZM151 161V160H150ZM164 161V160H163ZM206 161V160H205ZM208 161V160H207ZM137 162V161H136ZM140 162H142V161H140ZM157 162V161H156ZM180 162V161H179ZM190 162H192V161H189V163ZM8 163V162H7ZM111 163H116L115 161L114 162H111ZM144 163H146L145 161H144ZM147 163H148V161H147ZM154 164H156L155 162H153ZM163 163V162H162ZM177 163V162H176ZM181 163V162H180ZM196 163H197V161H196ZM198 163H199V160H198ZM262 163H264V161H263V159H262ZM15 164V163H14ZM112 164V165H113ZM136 164V163H135ZM138 164V163H137ZM151 164V163H150ZM159 164H160V162H159ZM186 164V163H185ZM232 164V163H231ZM2 165V164H1ZM1 165H0V169H1ZM9 165H10V163H9ZM24 165V164H23ZM122 166L124 165V164H121ZM157 166H158V163L156 164ZM161 165V164H160ZM166 164L164 163V166H165ZM212 165V164H211ZM141 166V165H140ZM144 166V165H143ZM142 166V167H143ZM4 167V166H3ZM129 168H130V166H128ZM141 167V168H142ZM146 167V166H145ZM256 167V166H255ZM5 168V167H4ZM8 168V167H7ZM6 168V169H7ZM10 168V167H9ZM122 168V167H121ZM138 168H140V167H138ZM150 168H154V167H150ZM156 168V167H155ZM3 169V168H2ZM119 169V168H118ZM117 169V170H118ZM137 169V168H136ZM145 169H147V168H145ZM159 169V168H158ZM253 169V168H252ZM257 169V168H256ZM255 169V170H256ZM262 169V168H261ZM11 170V169H10ZM120 170H123V169H119L118 170V173L120 172V176H121V174L123 175H125V172L124 171H122V172H124V173H121V171ZM138 170V169H137ZM151 170V169H150ZM153 170V169H152ZM9 171V170H8ZM7 171V172H8ZM136 171V170H135ZM135 171H133V172H135ZM147 171V170H146ZM246 171H247V169H246ZM254 171V170H253ZM3 172V171H2ZM2 172L0 171V174H2ZM11 172H12V170H11ZM127 172V171H126ZM227 172V171H226ZM243 172V171H242ZM252 172V171H251ZM129 174H130V172H128ZM128 173H127V175H128ZM140 173V172H139ZM151 173V172H150ZM222 173H224V172H222ZM222 173H220V174H222ZM239 173V172H238ZM245 173V172H244ZM256 173V172H255ZM7 173H5V170H4V174L3 175H1V176H5ZM8 174H9V172H8ZM132 174H135V173H132ZM141 174H143V173H141ZM141 174H139V175H141ZM148 174H149V172H148ZM33 175V174H32ZM116 175V174H115ZM123 175V176H124ZM137 175V174H136ZM146 175H147V173H146ZM223 175V174H222ZM235 175V174H234ZM245 175H247V174H245ZM252 175V174H251ZM117 176H119V174H117ZM132 176V175H131ZM142 176V175H141ZM140 176V177H141ZM145 176V175H144ZM191 176V175H190ZM189 176V177H190ZM252 176H254V175H252ZM38 177V176H37ZM36 177V175H35V178H37ZM132 177H134V176H132ZM136 177V176H135ZM139 177V176H138ZM2 178V177H1ZM117 178V177H116ZM115 178V179H116ZM125 178H127V177H125ZM142 178V177H141ZM147 178V177H146ZM38 179V178H37ZM119 179V178H118ZM121 179H124V177H122ZM129 179V178H128ZM135 179V178H134ZM134 179H132V180H134ZM185 179V178H184ZM8 180V179H7ZM36 180V179H35ZM35 180H33L34 182H35ZM40 180V179H39ZM42 180H43V177H42ZM136 180V179H135ZM137 180H139L138 178H137ZM223 180H225V179H220V177L219 176H217L216 177V181H218V189H220V190H222L224 187H225V184H224V182L225 181H223ZM3 181H5V180H3ZM2 181V182H3ZM28 181H30V180H28ZM32 181V180H31ZM37 181V180H36ZM41 181V180H40ZM49 181V180H48ZM47 181V182H48ZM51 181V180H50ZM117 181V180H116ZM119 181H120V179H119ZM185 181V180H184ZM235 181H236V179H235ZM10 182V181H9ZM8 182V183H9ZM34 182H32V183H34ZM38 182V181H37ZM37 182H36V184H37ZM43 182H44V180H43ZM46 182V183H47ZM53 182V181H52ZM118 182V181H117ZM124 182V181H123ZM128 182H130V180L128 181ZM134 182V181H133ZM202 182V181H201ZM204 182V181H203ZM4 183V182H3ZM42 182H40L37 186H39L40 184H41ZM127 183V180H126V182L124 183V184H126ZM134 183H136V182H134ZM5 184V183H4ZM29 184H30V182H29ZM48 184H50V183H48ZM52 184V183H51ZM50 184V185H51ZM114 184V183H113ZM129 184V183H128ZM139 184H140V182H139ZM187 184L188 183H184V185H186L187 186ZM201 184V183H200ZM3 185V184H2ZM9 186H10V183L8 184ZM45 185V184H44ZM120 185V184H119ZM122 185H123V183H122ZM183 185V184H182ZM184 185H183V187H184ZM199 185V184H198ZM202 185V184H201ZM224 185V186H223ZM6 186V185H5ZM4 186V187H5ZM49 186V185H48ZM2 187V186H1ZM7 187V186H6ZM52 187V186H51ZM180 187H181V185H180ZM182 187V188H183ZM45 188H47L46 186H45ZM2 189V188H1ZM0 189V190H1ZM4 189V188H3ZM179 189H181V188H179ZM160 190H161V188H160ZM174 190H177V189H174ZM206 190V189H205ZM210 191H208V189L206 190L207 192H210V194L208 193V194H206V195H209L208 197H207V199H209L210 198V196L212 195V193H211V189H209ZM164 191V190H163ZM179 191V190H178ZM213 192V191H212ZM182 193H183V191H182ZM194 196L196 195V194H193ZM198 195H200V194H198ZM197 195V196H198ZM214 196H216V195H214ZM213 196V197H214ZM220 196V195H219ZM201 197V195L197 198V197H195V198H197V199H199ZM206 196L204 195V198H205ZM48 198V197H47ZM178 198V197H177ZM181 199V198H180ZM213 199V198H212ZM179 199H177V201H178ZM184 200V199H183ZM183 200H180V201H183ZM188 200V199H187ZM186 200V201H187ZM196 200V199H195ZM199 200H201V198L199 199ZM211 200V199H210ZM214 200H215V198H214ZM185 201V200H184ZM204 201H206L205 199H204ZM207 201H209V200H207ZM199 203H203V202H199ZM205 203V202H204ZM203 203V204H204ZM211 204V203H210ZM129 205V204H128ZM175 205H180V203H179V201L177 202V204H175ZM199 205V204H198ZM200 205H202V204H200ZM205 205V204H204ZM163 206V205H162ZM174 206V205H173ZM206 206H207V203H206ZM168 208H172V206L171 207H169V206H167ZM197 207H199V206H197ZM202 207H204V206H202ZM175 208H177L176 206H175ZM47 209V208H46ZM45 209V210H46ZM109 209V208H108ZM174 209V208H173ZM200 209V208H199ZM198 209V210H199ZM201 209H204V208H201ZM51 210V209H50ZM169 211V210H168ZM171 211V210H170ZM51 212V211H50ZM153 212H155V211H153ZM45 214V213H44ZM48 214H50L49 212H48ZM158 214V213H157ZM153 215H155L156 216V212L155 213H153ZM152 214H151V218H153L152 216H153ZM163 215V214H162ZM206 215V214H205ZM204 215V216H205ZM158 217H159V214H158ZM163 217L165 218V216L163 215ZM169 217V216H168ZM206 217V216H205ZM150 218V217H149ZM155 218H157V216L155 217ZM208 218V217H207ZM162 219V218H161ZM165 219H168V218H165ZM177 219V218H176ZM203 219H205V218H203ZM112 220V219H111ZM137 220V219H136ZM152 220V222L154 221V219H151ZM156 220V219H155ZM158 220H160V219H158ZM157 220V221H158ZM164 220V219H163ZM162 220V221H163ZM202 220V219H201ZM110 221V220H109ZM166 221V220H165ZM204 221V220H203ZM202 221V222H203ZM132 222L133 221H131V224H132ZM148 222V221H147ZM155 222V221H154ZM160 222V221H159ZM168 222V221H167ZM178 222H181V221H178ZM196 222H198V221H196ZM1 223V222H0ZM92 223H94V222H92ZM130 223V222H129ZM145 224H146V222H144ZM166 223V222H165ZM164 223V224H165ZM176 223H177V221H176ZM176 223H174V224H176ZM118 224V223H117ZM130 224V225H131ZM148 224H150V222L148 223ZM173 224V225H174ZM202 224V223H201ZM119 225H120V223H119ZM166 225H167V223H166ZM169 225H170V222H169ZM168 225V226H169ZM173 225L171 226L170 225V227L172 228L173 227ZM177 225H179V224H177ZM177 225H174L175 226V228L173 227L172 229H177L176 227H177ZM121 226H123V225H121ZM128 226V225H127ZM139 226V225H138ZM146 226H148L147 224H146ZM188 226V225H187ZM190 227H192L191 225H189ZM109 227V226H108ZM107 227V228H108ZM115 227H117V226H115ZM115 227H113V228H115ZM167 227V226H166ZM179 227H180V225H179ZM184 227V226H183ZM189 227V228H190ZM107 228H106V230H107ZM122 228V227H121ZM123 228H126L125 227V224H124V226H123ZM139 228V227H138ZM146 228V227H145ZM171 228H169V229H171ZM188 228V227H187ZM195 228V227H194ZM110 229V228H109ZM119 229V228H118ZM143 229H144V227H143ZM148 229V228H147ZM167 229V228H166ZM180 229V228H179ZM191 229H193V228H191ZM198 229V228H197ZM4 230V229H3ZM103 230H105V228L103 229ZM111 230L113 231L114 229H112L111 228ZM138 230V229H137ZM195 230H196V228H195ZM1 231H2V229H1ZM42 231V230H41ZM78 231H80V230H78ZM112 231H111V234H113L112 233ZM120 231V230H119ZM164 231V230H163ZM191 231V230H190ZM44 232H46V231H44ZM109 231L107 230V233H108ZM114 232V231H113ZM116 232V231H115ZM115 232H114V234H115ZM171 232V231H170ZM139 234H140V232H138ZM173 233V232H172ZM142 234V233H141ZM170 234V233H169ZM168 234V235H169ZM43 235H46L45 233L43 234ZM42 235V236H43ZM80 235V234H79ZM106 235V234H105ZM104 235V236H105ZM125 235V234H124ZM160 235V234H159ZM172 235H174V234H172ZM200 235V234H199ZM3 236V235H2ZM1 236V237H2ZM42 236H41V238H42ZM67 236H68V234H67ZM102 236V235H101ZM109 236V235H108ZM112 236V235H111ZM130 236V235H129ZM162 236V235H161ZM7 237V236H6ZM37 237V236H36ZM61 237V236H60ZM59 237V238H60ZM66 237V236H65ZM97 237V236H96ZM95 237V234H94V239L96 238ZM99 237V236H98ZM113 237V236H112ZM126 237V236H125ZM150 237V236H149ZM171 237V236H170ZM2 238H4V236L2 237ZM11 238V237H10ZM38 238V237H37ZM39 238H40V235H39ZM39 238H38V240H39ZM40 238V239H41ZM43 238H44V236H43ZM42 238V240H46V237H45V239H43ZM79 238V237H78ZM152 238H154V237H152ZM163 238V237H162ZM47 239H49L48 237H47ZM98 239V238H97ZM123 240H124V238H122ZM129 239V238H128ZM142 239V238H141ZM143 239L145 240V239H147L146 237H143ZM149 240L151 239V237L150 238H148ZM155 239V238H154ZM161 239V238H160ZM167 239V238H166ZM3 240V239H2ZM28 240H29V238H28ZM42 240H40V241H42ZM57 240H58V238H57ZM101 240H102V238H101ZM105 240V239H104ZM136 240V239H135ZM157 240V239H156ZM156 240H154V241H156ZM168 240V239H167ZM199 240V239H198ZM7 241V240H6ZM23 241H26V240H23ZM39 241V242H40ZM47 241H49V240H47ZM94 241V240H93ZM126 241H127V239H126ZM138 241V240H137ZM147 241V240H146ZM158 241V240H157ZM163 241V240H162ZM179 241H181V240H179ZM186 241H188V240H186ZM260 242H261V247L262 248H264V239H262V240H259ZM42 242H44V241H42ZM41 242V243H42ZM63 242V241H62ZM76 242V240L74 241V243ZM125 242V241H124ZM141 242V240L139 241V243ZM144 242L145 241H143V243L142 244H144ZM151 242V241H150ZM164 242H165V240H164ZM189 242V241H188ZM191 242H192V240H191ZM223 242V241H222ZM258 242V241H257ZM21 244L23 243V242H20ZM73 243V244H74ZM115 243H116V241H115ZM131 243V242H130ZM129 243V244H130ZM136 243V242H135ZM134 243V244H135ZM138 243V245L140 246V244ZM19 244V243H18ZM40 244V243H39ZM47 244V243H46ZM98 244H99V242H98ZM117 244V243H116ZM149 244V243H148ZM155 244V243H154ZM181 244V243H180ZM189 244V243H188ZM258 244V243H257ZM27 245V244H26ZM75 245V244H74ZM74 245H72V246H74ZM123 245V244H122ZM121 245V246H122ZM127 245V244H126ZM157 245H159V244H157ZM161 245V244H160ZM187 245V244H186ZM185 245V246H186ZM209 245V244H208ZM219 245V244H218ZM224 245H226V244H224ZM230 245V244H229ZM7 246V245H6ZM20 247H21V245H19ZM63 246V245H62ZM100 246V245H99ZM112 246V245H111ZM154 246V245H153ZM189 246V245H188ZM5 247V246H4ZM10 247V246H9ZM12 248H13V246H11ZM10 247V248H11ZM15 248H16V246H14ZM19 247V248H20ZM27 247H28V245H27ZM26 247V248H27ZM67 247V246H66ZM65 247V248H66ZM78 247V246H77ZM113 247H114V245H113ZM164 247H166V246H164ZM215 248H216V246H214ZM231 247V246H230ZM258 247V246H257ZM10 248H1L0 249V251H6V253L8 252L9 253V250L10 251H12L13 249H15V248H13L12 250L10 249ZM24 248H25V244H24ZM31 248V247H30ZM64 248V247H63ZM68 248V247H67ZM130 248V247H129ZM152 248V247H151ZM158 248V247H157ZM213 248V247H212ZM218 248V247H217ZM227 248H228V246H227ZM3 249V250H2ZM6 249V250H5ZM22 249H23V247H22ZM76 249V248H75ZM79 249V248H78ZM127 249V248H126ZM134 249H136V248H134ZM154 249H156V248H154ZM159 249L161 250V248L159 247ZM221 249V251H222V248H220ZM228 249H230V248H228ZM233 249V248H232ZM31 250H33V248L31 249ZM55 250V249H54ZM60 250L62 251L63 249H61V247H60ZM59 250V251H60ZM66 250H68V249H66ZM120 250H122V248L120 249V247H119V251ZM128 250V252L130 251V250H133V247H132V249L130 248V250L129 249H127ZM137 250H138V248H137ZM137 250H135V251H137ZM158 250V249H157ZM210 250H211V248H210ZM214 250V249H213ZM231 250V249H230ZM69 251V250H68ZM99 251V250H98ZM118 250H117V252H119ZM124 251V250H123ZM122 251V252H123ZM149 251V250H148ZM151 251H153V249L151 250ZM180 251V250H179ZM220 251V250H219ZM12 252H14V250L12 251ZM18 252V251H17ZM16 252V253H17ZM20 252V251H19ZM32 252V251H31ZM58 252V251H57ZM66 252V254H67V251H65ZM78 252V251H77ZM126 252V251H125ZM139 252V251H138ZM154 252H155V250H154ZM212 252V251H211ZM0 253H2V252H0ZM8 253H7V257L10 255H8ZM53 253H54V251H53ZM74 253V252H73ZM72 253V254H73ZM120 253H121V251H120ZM137 253V252H136ZM151 253H153V252H151ZM150 253V254H151ZM217 253V252H216ZM226 253V252H225ZM4 254V253H3ZM2 254V257H0V258H3V255ZM31 254V253H30ZM63 255H64V253H62ZM78 254V253H77ZM77 254L75 255V256H77ZM117 254V253H116ZM126 254H129V253H127L126 252ZM130 254H131V252H130ZM129 254V255H130ZM134 254V253H133ZM149 254V253H148ZM154 254V253H153ZM156 254V253H155ZM208 254V253H207ZM207 254H206V256H207ZM261 254H263V252H261ZM6 255V254H5ZM12 255V254H11ZM28 255H29V253H28ZM52 254H51V252H47L46 254H45V256H47V257H50ZM58 255V254H57ZM71 255V254H70ZM110 255V254H109ZM111 255H113V253H111ZM123 255H125V254H123ZM122 255V256H123ZM166 255V254H165ZM1 256V255H0ZM61 256V255H60ZM73 256V255H72ZM121 256V257H122ZM146 256H149V255H146ZM152 257H154L153 259H151L150 261L148 260V264H164L163 262H165V264H170L169 263V256L166 258V257H160V254H159V256L157 255V257H159V259H161V260H158V261H161V262H158L157 260H156V257H155V255H151ZM150 256V257H151ZM262 257H263V255H261ZM24 257H25V255H24ZM23 257V258H24ZM80 257V254H78V257L76 258V259H78ZM113 257V256H112ZM111 257V258H112ZM129 256L127 255V257L126 258H128ZM136 257V256H135ZM149 257V258H150ZM205 257V256H204ZM204 257H202V259L204 258ZM212 257H213V255H212ZM262 257H260V258H262ZM5 258V257H4ZM11 257L9 256V259H10ZM109 258H110V256H109ZM110 258V260H112ZM220 258V257H219ZM231 258V257H230ZM6 259V258H5ZM27 259V258H26ZM67 259H68V257H67ZM122 259V258H121ZM206 259V258H205ZM221 259V258H220ZM222 259H223V257H222ZM227 259H229L228 257H227ZM62 260L64 261V259H63V256H62ZM66 260V259H65ZM116 259H114V261H115ZM131 260H133L132 261V263L133 262H139V260H140V258H139V256H137L136 258H134V259H131ZM130 260V261H131ZM215 260H218L217 258L215 259ZM233 260V259H232ZM257 261V259H255V258H253V261ZM74 261V260H73ZM73 261H71V262H73ZM142 261V260H141ZM141 261L139 262L140 264H141ZM145 261V260H144ZM163 261V262H162ZM191 261V260H190ZM207 262H210V261H213L212 260V258L211 257H207V260H206ZM234 261V260H233ZM38 262V261H37ZM70 262V263H71ZM171 262V261H170ZM173 262V261H172ZM194 262V261H193ZM217 262V261H216ZM222 262V261H221ZM226 262V261H225ZM7 263V262H6ZM175 264H176V262H174ZM173 263V264H174ZM205 263V262H204ZM238 263V262H237ZM8 264H9V262H8ZM69 264V263H68ZM134 264V263H133ZM180 264H182V263H180ZM214 264H216V263H214ZM229 264V263H228ZM262 264H264V263H262Z\"/></svg>",
	"mask_w": 264,
	"mask_h": 264
}]
</instances>
